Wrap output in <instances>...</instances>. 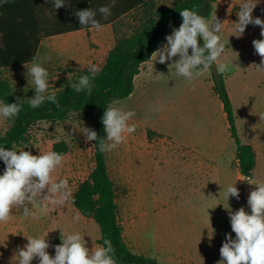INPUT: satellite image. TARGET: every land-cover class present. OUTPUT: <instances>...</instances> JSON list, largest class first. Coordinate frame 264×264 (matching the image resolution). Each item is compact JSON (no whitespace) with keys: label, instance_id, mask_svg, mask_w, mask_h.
<instances>
[{"label":"rangeland","instance_id":"1","mask_svg":"<svg viewBox=\"0 0 264 264\" xmlns=\"http://www.w3.org/2000/svg\"><path fill=\"white\" fill-rule=\"evenodd\" d=\"M244 2L245 0H220L214 4L212 17L216 15L221 22H224L221 36L226 49L222 59L230 64V70L224 75L239 136L244 144H250L254 130L263 151L262 160L250 180L264 182V120L259 118V115L264 113V70L257 67L261 64L262 58L256 54L252 44L253 40L264 37L260 35L261 28L252 24L246 27L241 37L237 38L234 35L238 33L233 32V23L238 21L237 12ZM252 2L258 3L253 10V17L264 20V0H252ZM155 4L170 6L172 1L157 0ZM145 16L143 11L133 13L116 27L114 36L105 30L97 32L92 39L79 43L80 49L75 58L52 60L49 65L44 62L42 66L49 71V91H56L68 84L69 73L73 74L71 81L77 79V73L88 69L89 62L102 67L117 40L120 37L130 36ZM172 31H169L168 35ZM64 60L68 62L66 65ZM169 63L171 61L161 64L154 58L150 64L144 65L136 78L133 95L117 104L125 111L133 110L136 113L129 121V124L136 125V131L128 135L126 143L111 152H105L109 174L115 186L118 218L124 229L126 242L146 254H155L159 264L187 263L172 254L173 249L184 247L179 241V236L174 234L178 230L183 233L187 246L192 245L193 253L189 255L190 264H217L221 258L216 257V251L220 254L219 250L226 234L230 233L235 238V233L231 230L229 211L235 212L244 207L250 213L247 198L255 185L241 181L243 201L240 190L239 200L234 197H229L227 200L224 190L229 185H222L214 189L208 188L193 201L183 200L181 204L176 203L178 208L174 211L170 210L162 218V232L156 233L147 229L148 220H141L136 215L130 216V209L126 204L131 192L133 201L131 210L134 214V211L140 210V202H143L144 209H147L149 203L151 206L153 194L159 195L152 194L156 187L155 183L152 181L150 184L149 180L144 182L142 195L136 186L131 190L125 187L126 159L129 158L131 147H137L144 153L162 150L181 153L200 146L217 149L216 154L206 156L210 160L206 159L205 165L203 162H194L188 166L187 184L195 188L199 187L200 179L204 182L211 179L213 183L222 172L237 166L236 146L228 130L223 106L214 91L215 67L212 66L213 69L203 77L188 82L178 77L174 68L169 69ZM26 72L12 76L11 85L18 96L28 101L35 93L31 77L26 78ZM51 84L55 88L51 87ZM211 115L218 127L217 134L206 132L211 125ZM12 119L6 120L0 117V134L7 131ZM83 125L90 128V121L84 113H74L64 122L38 123L31 130L30 142L22 148L33 155H38L39 152L53 151V146L57 142H65L68 147V153L64 155L65 163L56 170L54 177L57 180L66 178L73 193L79 183L89 177L94 168L93 141L86 143L82 134L72 130L74 126ZM171 127L186 132L194 131L199 136L206 132V139L197 143L181 139ZM162 165L164 167V164H159L160 167ZM169 171L177 175L174 183H170V188L164 183L167 189L164 199L171 200L172 205V202L176 201V196L173 194L178 192L183 182L179 176L183 178L184 171L175 163L171 168H164L165 174ZM208 171L211 176L207 174ZM204 173L206 180L203 176L200 177ZM2 174L3 172L0 175ZM162 203L155 205L154 208L150 207L154 214L157 215L168 208L166 205L162 206ZM76 217L79 219L77 220ZM61 231L65 234L72 231L82 232L89 248L100 245L101 234L98 225L93 220L84 218L71 201L56 207L41 219L25 217L22 215V210L14 209L10 220L0 224V264H16L13 256L18 247L22 248L27 243L24 236H39L49 232L47 239L54 246L61 243ZM219 240L221 244L218 243ZM47 251L50 255H55L54 247H49ZM204 257L206 258L202 260ZM32 264H38V260H33Z\"/></svg>","mask_w":264,"mask_h":264},{"label":"clouds","instance_id":"2","mask_svg":"<svg viewBox=\"0 0 264 264\" xmlns=\"http://www.w3.org/2000/svg\"><path fill=\"white\" fill-rule=\"evenodd\" d=\"M45 3H49V0H45ZM115 3L116 0H111V6H100L98 10L86 8L75 12L74 15L78 18L81 28L90 27L98 32L103 31L104 25L96 19L97 11L106 20L111 15V7H114ZM52 4L55 9L66 6L64 0H52ZM257 4L252 0H245L239 6L238 21L233 23V32L238 33L234 34L237 38L243 35L249 24L259 26L260 35L264 37V20L252 15ZM179 14L182 17L181 25L165 37L167 43L154 51L151 58L161 64L171 61L168 64L169 69L174 68L176 75L188 82L209 73L213 65L217 74L227 73L230 64L222 59L226 49L221 36L224 22L216 15L208 19L198 11L188 8L182 9ZM201 39L202 46L199 43ZM252 44L256 54L262 58L257 67L264 70V39L253 40ZM51 59L48 55L38 62L34 57L30 67L28 62L24 63L27 69L26 78L31 77L34 85L35 94L28 99L32 109L39 108L45 102L59 107L56 91H49V71L42 66ZM100 71L98 64L89 62V75L80 76L75 83H71L73 74L69 73L67 79L71 89L77 94L86 91L91 95L90 81ZM51 87L55 88L52 84ZM20 101L19 98L14 103L0 101V117L6 120L15 118L22 110ZM117 104L114 100L105 107L101 118L105 132L103 138H98L95 130L84 125L74 126L73 132L82 134L86 143L95 141L101 153L117 149L127 142L128 135L136 131V125L129 124L136 113L133 110L125 111ZM259 118L264 120V113H261ZM0 160L5 165L4 172L0 175V224L10 220L14 209L22 210L25 217L41 219L56 207L70 201L74 203L73 189L68 180H57L54 177L56 170L65 163L64 154L46 151L33 155L30 151L16 150L15 146L12 149L0 147ZM239 181L255 185L247 198L251 211L247 212L244 207L235 212L229 211L231 230L235 233V238L230 233L226 234L219 250L221 259L217 264H264V182L252 181L246 176H241ZM235 185H229L224 190L227 200L229 197L239 200L240 192ZM48 233L24 236L27 243L22 248L18 247L13 256L16 264H32L33 260H38V264H118L110 239H104L102 245L89 248L82 232L72 231L65 234L61 231V243L53 246L47 239ZM49 247H54V256L47 251Z\"/></svg>","mask_w":264,"mask_h":264},{"label":"trees","instance_id":"3","mask_svg":"<svg viewBox=\"0 0 264 264\" xmlns=\"http://www.w3.org/2000/svg\"><path fill=\"white\" fill-rule=\"evenodd\" d=\"M85 6L98 10L100 6H111V0H81ZM157 0H116L111 7V15L105 20L97 11L96 19L102 25L114 24L137 11L145 12L146 16L139 27L130 35L120 37L115 46L109 51L101 71L91 79L92 94L87 92L75 93L70 82L60 90H56L59 107L45 102L42 106L32 109L28 101L18 96L10 81L0 77V101L5 103L17 102L22 105L21 112L12 119L10 127L0 134V147L6 149L23 148L31 139L32 128L41 122H64L74 113H84L90 121L89 127L95 130L98 138L105 136L101 118L105 107L112 101H124L135 90V78L140 74L141 67L151 59L152 53L167 43L165 37L169 31L179 27L182 17L179 11L188 8L196 10L208 19L212 18L214 4L220 0H171L172 4L156 5ZM90 27H72L56 31L54 34L44 32L43 37H52L69 33L70 31L86 30ZM203 45V40L199 41ZM39 42L36 43V51ZM33 58L26 60L31 63ZM214 66V65H213ZM6 66H0V69ZM82 75H89L88 69L77 73L78 82ZM214 91L218 95L227 116L229 132L236 146L238 167L243 176L251 178L256 167V153L250 144H244L238 133L233 104L226 87V76H213ZM94 168L87 179L79 183L74 195V208L86 219L93 220L100 229L102 245L104 239H110L118 264H159L155 259L135 254L127 246L123 238V227L118 218L115 186L110 177L105 153H101L93 141ZM53 151L66 155L68 147L65 142H57ZM5 165L0 160V174Z\"/></svg>","mask_w":264,"mask_h":264},{"label":"crops","instance_id":"4","mask_svg":"<svg viewBox=\"0 0 264 264\" xmlns=\"http://www.w3.org/2000/svg\"><path fill=\"white\" fill-rule=\"evenodd\" d=\"M64 2L66 4L65 7L55 9L53 7L52 0H49V3H45V0H7V2H5V0H0V66H6L0 69V77L7 78L11 83L12 76L19 75L20 73L27 71V69L24 67V63L26 60L34 57L39 62V60H43L44 57L50 55L52 59L50 61H46V65H49L52 63V60L56 59L68 60L70 58H75L80 49L79 43H83L89 38L92 39L93 36L96 35L98 31L94 29H86L70 31L69 33L47 38L43 37L44 32L54 34L56 31L66 30L68 28L78 26L81 27L78 18L74 15V13L79 10L86 9L88 6H85L81 0H64ZM131 15H128L114 24L105 25L103 30H105L107 33H111L114 36L116 27ZM37 42H39V47L36 51ZM153 59L154 58H151L148 62L144 63L141 67V71L144 65L150 64ZM65 60L64 64L66 65L68 62ZM28 66L30 67L31 63H28ZM211 117V125L208 126V130L206 132L209 134H217L218 127L215 125L212 115ZM171 128L172 131H174L181 139L192 141L193 143H197V141H204L206 139V132L204 135L199 136L194 131L186 132L177 128ZM250 145L253 146L256 153V167L254 170L256 172L258 165L262 160L263 151L259 143L258 136L254 130H252V141ZM217 151V149L203 146L198 148L193 147L192 150H187L181 153L170 152V150H162L155 153L152 151L144 153L137 147L129 148V158L126 159V169L124 173L125 187H128L131 190L136 186L139 193L142 195L144 194V182L145 180H149L148 182L151 184L153 181L156 187L152 194H159L158 196L153 194V200L150 201L151 206L149 203V208L147 209H144L143 202H140V210L134 211L133 214V211L131 210L133 201L130 192L129 200L126 201V204L130 209V216L133 217V215H136V217L141 220H148L146 223L147 229L153 233H156L159 231L162 232V218L166 216L170 210L174 211L177 209L178 203L181 204L183 200L193 201L208 188L214 189L215 187H221L222 185L236 184L235 186L241 191V201H243V185L241 181H239L243 175L240 173L237 157L236 168L227 169L226 171L222 172L214 179L213 183L211 182V179H209L208 182H204L200 179L198 188L190 187L187 184L186 176L188 173V166L194 162H203V165H205L206 159L210 160V158H206V156H210L212 153L216 154ZM183 157H186V159ZM161 163L164 164V167L163 165L161 167L159 166ZM174 163L182 168L184 171V176L183 178L179 176V179H183V182L178 192L173 194L176 196V201L172 202L171 205V200L164 199L165 190H167L165 189L166 186L164 183H166L167 187L170 188L171 184L176 180L177 175L176 173H171L170 171L165 174L164 168H171L174 166ZM207 174L210 175V171H208ZM202 176L204 177V180H206L205 173L200 175V177ZM159 203H162V206L166 205L168 208L163 209L156 215L151 208H154L155 205L158 206ZM174 234L179 236V241L184 244V247L183 249L178 250L173 249V256L187 262L184 264H190L189 255L190 253H193V250L191 249L192 245L187 246L184 235L180 230L174 232ZM124 241L135 254L144 255L156 260L155 254H146L143 251H139L133 245H129L125 238ZM218 243L221 244L220 240ZM185 254L188 258L185 256ZM195 254L197 255L198 253ZM216 257L221 258L217 251ZM205 258L206 257L202 258V260Z\"/></svg>","mask_w":264,"mask_h":264},{"label":"water","instance_id":"5","mask_svg":"<svg viewBox=\"0 0 264 264\" xmlns=\"http://www.w3.org/2000/svg\"><path fill=\"white\" fill-rule=\"evenodd\" d=\"M213 67H215V65Z\"/></svg>","mask_w":264,"mask_h":264}]
</instances>
